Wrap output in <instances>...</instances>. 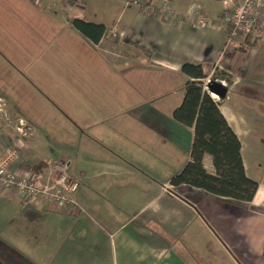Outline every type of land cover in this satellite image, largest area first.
Wrapping results in <instances>:
<instances>
[{
    "label": "crops",
    "instance_id": "obj_1",
    "mask_svg": "<svg viewBox=\"0 0 264 264\" xmlns=\"http://www.w3.org/2000/svg\"><path fill=\"white\" fill-rule=\"evenodd\" d=\"M163 3L180 17L166 20L144 7ZM227 10L221 0H0V159L13 149L10 170L45 180L55 163L66 164L80 183L77 206L64 208H31L16 190L0 188L1 262L264 264V38L228 45L218 25L203 22ZM78 18L106 27L98 44L76 30ZM57 47L92 67L88 75L68 77L53 57ZM31 48L51 53L32 64ZM84 48L103 52L106 63H114L112 54L134 56L142 71L167 72L162 82L133 74L125 79L131 91L111 89L113 68L99 70L102 61L87 60ZM186 62L202 64L207 80L216 71L231 78L219 107L240 139L247 175L259 183L252 202L171 185L190 160L194 128L173 117L183 100L160 99L177 84L185 92ZM33 81L50 91H35ZM19 116L28 138L13 126ZM204 163L214 172L211 156Z\"/></svg>",
    "mask_w": 264,
    "mask_h": 264
},
{
    "label": "trees",
    "instance_id": "obj_2",
    "mask_svg": "<svg viewBox=\"0 0 264 264\" xmlns=\"http://www.w3.org/2000/svg\"><path fill=\"white\" fill-rule=\"evenodd\" d=\"M72 24L93 44H98L106 34L103 24L86 22L79 18L74 19ZM182 72L187 77L185 95L173 117L182 126L194 128V137L190 160L171 179V185L194 187L215 198L252 202L258 192L259 183L246 173L240 139L222 114L219 101L213 99L205 90L208 75L203 65L186 62L182 65ZM217 80H225L227 86L232 82L230 76L222 71H216L211 77V82ZM207 155L212 158L214 172H210L205 166L204 158ZM41 168L42 166L35 168L34 171L37 173ZM0 264L4 263L0 261Z\"/></svg>",
    "mask_w": 264,
    "mask_h": 264
},
{
    "label": "built area",
    "instance_id": "obj_3",
    "mask_svg": "<svg viewBox=\"0 0 264 264\" xmlns=\"http://www.w3.org/2000/svg\"><path fill=\"white\" fill-rule=\"evenodd\" d=\"M40 6L42 0H31ZM227 12L216 19L206 18L205 23L216 24L224 32L228 45L237 47L239 44L264 38V0H221ZM142 3V2H141ZM143 4V3H142ZM150 13H158L166 20H176L180 17L177 11L170 5L163 3L159 6L144 5ZM227 85L224 80H217ZM208 82L205 90L209 93ZM219 101L220 98L210 93ZM5 102L0 98V114L4 112ZM13 126L21 138L30 136L27 120L24 117H16ZM18 156L13 149H8L4 157L0 159V188L16 190L26 205L34 208L40 204L45 207H75L77 206L76 193L80 183L70 174L68 165L55 163L54 171L45 180L42 176L30 173L21 176L10 170V163Z\"/></svg>",
    "mask_w": 264,
    "mask_h": 264
},
{
    "label": "rangeland",
    "instance_id": "obj_4",
    "mask_svg": "<svg viewBox=\"0 0 264 264\" xmlns=\"http://www.w3.org/2000/svg\"><path fill=\"white\" fill-rule=\"evenodd\" d=\"M65 12V11H64ZM157 45V44H156ZM154 46V45H153ZM161 51H157V53H165V54H169L171 55L168 51L164 50V49H158ZM21 52L24 54H26V51H20V50H16L15 51V55H19L21 54ZM134 53H136L137 51L134 49L133 50ZM132 52V55H133ZM51 52H48L42 48L39 49H32L29 50L28 52V57L31 58L30 62L33 64L37 59V57H42V56H46L48 54H50ZM80 53H82V56L84 55L85 57H87V60H91V59H95V60H101L102 64H98L99 65V70H107V69H111L113 68L115 70V72H113V69L110 71V80L106 81L105 86L108 88L113 89L114 86H118L121 89L125 90V91H131V85L126 84L125 83V79L129 82L130 77H132L133 74H137V75H142L145 78H149L151 82H162L163 81V75L166 74V70H163V68H157L156 70H151V71H142L141 70V65L138 61H135V59H133L134 56H129L127 59H125L123 57V59H121L119 61V58L116 57V54H112V57L114 58V63H106L105 62V56L103 55V52H96L95 50L91 49V48H84L83 50H80ZM57 56V59H59L62 62L63 67L65 68L68 77H72L75 75H88L87 71H85V67H81L77 64L73 63V60H71V53L70 51L66 50V49H59L58 47L53 50V57ZM36 68V66L34 67V69ZM87 70L91 69L92 67L87 66L86 67ZM33 71V70H32ZM156 71V72H155ZM107 71H105L106 73ZM117 72L118 75H116L115 73ZM33 73V72H30ZM173 76H174V72H170ZM95 75V74H94ZM185 75V74H184ZM208 82V84L211 82V78L210 79H206L205 83ZM141 86L143 84V82L139 83ZM52 85H54V83H52ZM33 86H34V90L35 91H40L41 88L43 90H49L50 89L44 85L42 82H35L33 81ZM41 87V88H40ZM45 90V91H46ZM54 91V89H52ZM184 89L183 87H180L179 84H177V89L175 91H172L171 93H169V97L168 98H164V99H160V101L164 102L163 104L167 105V103H174V104H180V101L183 100L182 98L184 97ZM172 105V104H170ZM177 105V106H178ZM186 150V149H185Z\"/></svg>",
    "mask_w": 264,
    "mask_h": 264
},
{
    "label": "water",
    "instance_id": "obj_5",
    "mask_svg": "<svg viewBox=\"0 0 264 264\" xmlns=\"http://www.w3.org/2000/svg\"><path fill=\"white\" fill-rule=\"evenodd\" d=\"M209 88L210 93H213L217 95L218 97H225L227 93V87L220 82H210L209 85H207Z\"/></svg>",
    "mask_w": 264,
    "mask_h": 264
},
{
    "label": "clouds",
    "instance_id": "obj_6",
    "mask_svg": "<svg viewBox=\"0 0 264 264\" xmlns=\"http://www.w3.org/2000/svg\"><path fill=\"white\" fill-rule=\"evenodd\" d=\"M226 87H227V85H226ZM219 98H221V97H219ZM214 99V98H213Z\"/></svg>",
    "mask_w": 264,
    "mask_h": 264
}]
</instances>
